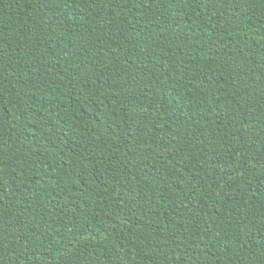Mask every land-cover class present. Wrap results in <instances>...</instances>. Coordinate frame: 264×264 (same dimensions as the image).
Returning a JSON list of instances; mask_svg holds the SVG:
<instances>
[{"label": "trees", "instance_id": "1", "mask_svg": "<svg viewBox=\"0 0 264 264\" xmlns=\"http://www.w3.org/2000/svg\"><path fill=\"white\" fill-rule=\"evenodd\" d=\"M0 264H264V0H0Z\"/></svg>", "mask_w": 264, "mask_h": 264}]
</instances>
